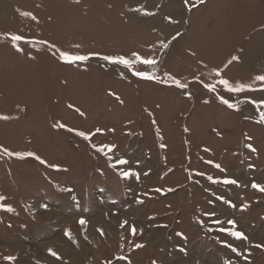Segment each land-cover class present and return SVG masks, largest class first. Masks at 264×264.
Wrapping results in <instances>:
<instances>
[{
  "label": "rangeland",
  "instance_id": "374dc122",
  "mask_svg": "<svg viewBox=\"0 0 264 264\" xmlns=\"http://www.w3.org/2000/svg\"><path fill=\"white\" fill-rule=\"evenodd\" d=\"M239 1L189 0L196 5L189 10L185 0H112L116 13L105 6L111 0L99 2L100 12L91 5L89 14L104 21L118 17L124 25L137 12L136 31L150 22L151 34L141 33L138 41L148 48L145 56L156 63H136L132 69L102 59H132L128 42L119 45L113 38L104 39L101 51L84 54L99 55L68 63L46 41L23 39L14 44L0 29V117H7L0 118V196L5 198L0 204L14 209L0 208V264H264V247H257L264 246V192L252 187L253 182L264 185V105L251 103L264 100V84H252V96L246 92L244 97V91L230 97L218 83L228 78L225 73L234 65L256 66L264 60L247 50L250 38L264 35V12L237 27L245 30L240 33L244 38L219 53L210 52L211 60L228 58L227 67L212 71L213 75L219 69L220 76L212 78L199 67L186 75L171 65L186 54L193 57L184 40L194 34L213 40L219 35L225 43L231 8ZM171 5L178 13L170 11ZM246 6L235 12L246 14ZM249 6L264 11V0H252ZM138 9L152 15H141ZM111 26L109 21L88 25L99 32ZM159 39L168 47L157 49ZM55 61L59 66L53 72ZM60 67L80 77L84 105ZM134 71H148L168 82L143 79ZM250 73V79L235 81L248 84L252 75H264V70L259 66ZM166 74L188 87H176ZM14 81L19 84L15 94L8 92ZM206 84L215 85L216 91ZM221 96L237 107L229 108ZM29 98L33 102L24 100ZM69 128L102 132L85 140ZM107 144L116 146L111 152L105 149L107 155L92 147ZM3 149L32 152L40 160L8 155ZM118 158L128 164L113 167ZM128 170L138 178L121 175ZM218 178L238 183L214 182ZM228 220H234L233 230L247 239L219 231L232 227ZM94 222L96 238L90 227ZM6 256L16 259L8 261Z\"/></svg>",
  "mask_w": 264,
  "mask_h": 264
},
{
  "label": "bare ground",
  "instance_id": "6f19581e",
  "mask_svg": "<svg viewBox=\"0 0 264 264\" xmlns=\"http://www.w3.org/2000/svg\"><path fill=\"white\" fill-rule=\"evenodd\" d=\"M69 2H71V4ZM99 2H102V0H2L0 1V29L8 35H22L24 39L33 40L34 43H37L39 41H46L52 45L54 44L56 46L55 50L58 51V53H60V51H65L73 55H84L90 50H93L95 52L101 51L102 41L104 39L113 38L117 41L119 45H124L126 42H128L131 45L128 49V51H130L129 54L137 51L140 54L143 50V57L146 59L149 58L148 55L145 56V54H149L148 48H144V44H141V41H138V37L141 35V33L145 34L146 37L151 34L152 31L151 28H149L151 26V24H149L150 22H144V28H142L140 31H136V22L133 20V18H135V14L137 15V12L133 14V18L130 16L131 19L126 20L129 23L127 25H124L118 17L104 21L100 19V16H98L96 13L89 14L88 12L89 7L91 5H93V7L96 9L95 11H102L99 8ZM239 2H241V4L236 5L233 10L231 8L229 18L230 20H228L229 22L228 24H226L228 26V28H226V34L228 38L226 39L225 43H223V40L219 35L215 40L211 39L210 36H197L194 34L195 30L193 28L192 35H194L192 36V38H186V40H184L187 44L188 52L191 51L192 53H190L193 57H189L187 56L189 54H186V56L182 57L181 60L173 61V63H171L172 68L182 69L184 74L189 75V73L193 71V68L195 69L196 67H199V69L203 71L201 73L207 74L208 76H212V78L217 77L216 73L212 75V71L218 66H220V68H222V66H226L228 58L226 59L222 58L221 56H218L211 60L210 57L208 58V56L211 54L210 52L215 51L216 53H219L220 51H222V48L226 46L231 47V44L233 43L232 41L237 40L241 36L243 37V35H240V33L245 32L243 28L238 29L237 27H243V25L245 24H250L256 14L261 15L264 12L262 9L255 11L253 6H249L252 0H240ZM111 4L112 0L110 3H106L105 6L108 9L114 10V12L116 13V10H118V6L112 7ZM244 5H247L245 9L248 12L246 11V14H240L238 12H235L236 9H238L239 7L243 8ZM122 6L123 4L120 3V7ZM170 11H177L178 13V10L174 5L170 6ZM23 12H30L32 16H35L36 19H33L32 16L22 15ZM139 13L142 15V11H139ZM174 17V14L171 15V18ZM84 18H87V20L84 21ZM194 18L196 21L197 16L194 15ZM225 20H227V18H225ZM106 21L112 22L111 29L103 27L102 31L99 32L97 29L94 30L91 29V27H88V25H92V23H103ZM163 41V39H159L158 43L160 44L156 45L155 47L158 49L159 46L163 44ZM148 45L149 43L146 44V46ZM247 50L249 53L253 52L254 54H258L257 56L262 57V59L264 58V35H262V32L250 38L247 44ZM152 51L153 50H151L150 53H152ZM238 54L239 53H237V56ZM140 55L142 56V54ZM250 56L254 55L250 54ZM131 58L134 59L133 57ZM252 64L253 62H251V65H244L242 67H238L233 64L234 66L225 73L228 77L227 79L229 80V82L235 85L237 83V81L235 80L242 79L243 81H245L244 78L250 79L251 70H254L259 66L264 70V60L260 63H256V66ZM58 66V62H53L52 71L54 72V70H57ZM60 70L64 71L67 77H69L68 80L71 81V84L76 91L75 97L77 101L83 103L84 105V103L87 102V99L83 96L85 91L81 89L82 87L80 77L75 76L74 71L70 70V68L60 67ZM208 76L205 75L208 80H211ZM18 81L9 83L8 92L15 94V91L19 85L17 83ZM255 82L257 83L261 81H257L254 75H252L251 80H249V82L247 83L248 85H252L255 84ZM261 84L264 83L262 82ZM246 92H248L250 96L254 95L253 90H246L244 93V97L247 96ZM228 94L230 97L233 95V93L230 92ZM237 97L240 98L242 96L238 95ZM24 100H30L33 102L34 98ZM10 129L12 132L15 130L13 127H11ZM96 226V222L90 224V227L93 229V237L98 234L95 230ZM97 244L101 245L102 242H98Z\"/></svg>",
  "mask_w": 264,
  "mask_h": 264
},
{
  "label": "snow or ice",
  "instance_id": "6c2138e0",
  "mask_svg": "<svg viewBox=\"0 0 264 264\" xmlns=\"http://www.w3.org/2000/svg\"><path fill=\"white\" fill-rule=\"evenodd\" d=\"M200 3H203V0H199ZM185 4L189 7V10H191L192 7H195L196 5H191L189 3V0H185ZM138 11H142L144 12L145 15H152V13H149L147 12L146 9H138ZM22 15L24 16H32V14L30 12H23ZM33 19H36L35 16H32ZM169 20H171V17L168 18ZM10 35V39L11 41L15 44L16 42H19L21 40L24 39V37L22 35H15V34H9ZM177 35H179V33H177ZM176 37H173V39H175ZM51 47L55 48L56 46L53 44L51 45ZM162 47L166 48L168 47L167 44H162ZM18 50H22V49H18ZM94 55H99V53H89L88 55H73L69 52H65V51H60L59 53V56H60V59L65 61V62H68V63H75L77 61H86L90 58V56H94ZM131 56L134 58V59H130V58H127L126 56H123V55H120V56H108V55H105L102 57L103 60L105 61H110L112 63H115V64H121V65H124L125 68H128V69H132L134 67V64L136 63H140V64H144V65H154L156 63V61L149 57V58H144L143 56H141L139 53L137 52H133L131 53ZM233 60H237L238 57L234 56L232 57ZM227 67V65L225 66ZM216 74L217 76H220V70L217 69L216 70ZM133 75L135 76H139L143 79H147V80H158L162 83H167L168 81L167 80H161L160 77L156 76L154 73H151V72H148V71H134L133 72ZM168 76V80H171L172 83L180 88V89H186L188 87L187 84L185 83H182L180 80L176 79L175 77L171 76L170 74H166ZM255 79L257 81H261V82H264V75H259V76H256ZM218 83L220 85H222L228 92L230 93H241V92H244L246 90H254L252 89V86L251 85H248V84H244V83H236L235 85L231 84L229 82V80L227 79H224V78H221ZM206 88H208L210 91H216V88H215V85H210V84H206L205 85ZM190 95V93H189ZM221 99V101L226 104L229 108H236L237 105L234 104V103H231L228 99H225L224 97H219ZM251 103L253 104H260V105H264V100H261L259 102L253 100L251 101ZM76 111H79V109H76ZM0 118H4L6 119L7 117H0ZM261 121L264 122V112L261 113ZM58 127H66L65 125L63 124H59L57 125ZM68 131H76V134L80 137H83L85 140H90L91 137L93 135H95V133H100L102 132V129H99L97 128L95 130V133H87V132H84V131H77L75 129H71L69 128ZM250 139V138H249ZM2 147V146H0ZM93 148H96V150L100 153H104L105 155H107V152H105V149L108 150V152H111L116 146L115 145H111V144H107V145H101L99 147H97L96 145H92ZM163 147V145H162ZM247 147L249 149H251L252 151H255V149L252 147L251 144H248ZM3 151L7 152L8 155H15L17 157H24V156H35V158L37 160H40V157L39 156H36L35 153H32V152H24V153H21V152H10L9 150L7 149H3ZM41 163H46V161H43L41 160ZM209 163H212L211 161H209ZM128 164V161L124 158H118L116 159L115 161V164L113 165V167H115L116 165H127ZM49 167H53V168H58L59 166L58 165H49ZM216 168H220L221 166L219 164H216L215 165ZM121 175L123 177H129V176H132V175H136L137 178H138V174L137 173H134L132 172L131 170H128V171H124L121 173ZM209 180H213V177L209 176L208 177ZM214 182L216 183H224V184H237L238 181L235 180V179H230V178H224L223 180L221 179H216ZM252 187L254 189H258L259 191L261 192H264V185L262 184H258V183H255L253 182L252 183ZM156 191H161V189H156ZM5 198L3 196H0V201L4 200ZM220 199H223V197H221ZM142 201H140L139 199L137 200V203H141ZM228 203H231L230 201ZM42 207H47V205H42ZM242 207H246V205H243ZM0 208H5L7 211L9 212H12L14 211V209L11 207V205H5V204H0ZM211 215H214V213H211ZM85 221L83 219L80 220V223L83 224ZM215 223L217 224H221L222 222L220 220H216ZM124 224H127V221H124L122 223V227L124 226ZM227 224L228 225H231L232 227L231 228H225V227H221L219 229V231L221 232H227L229 233L232 237H235L237 239H241V240H244V239H247V237L245 236L244 233L240 232V231H235L233 230L235 228V221L234 220H228L227 221ZM130 231L133 235L136 234V228L134 225H132L130 227ZM66 234H69L70 233H66ZM143 245H140V244H137L136 247L139 248V247H142ZM229 247H232L231 245H229ZM257 247H264L262 245H257ZM183 250V249H182ZM51 252V254L53 256L56 255L55 252H52L51 250H49ZM233 251H236L235 248H233ZM5 260H8V261H13L15 260L16 258L13 257V256H6L4 257ZM245 259H247V257H245ZM226 264H231L230 261H226Z\"/></svg>",
  "mask_w": 264,
  "mask_h": 264
}]
</instances>
